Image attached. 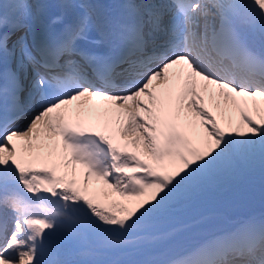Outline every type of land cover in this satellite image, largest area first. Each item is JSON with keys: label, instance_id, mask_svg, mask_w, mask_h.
Segmentation results:
<instances>
[{"label": "snow or ice", "instance_id": "1", "mask_svg": "<svg viewBox=\"0 0 264 264\" xmlns=\"http://www.w3.org/2000/svg\"><path fill=\"white\" fill-rule=\"evenodd\" d=\"M57 6L0 0V264H264V216L161 227L264 175V0Z\"/></svg>", "mask_w": 264, "mask_h": 264}, {"label": "rangeland", "instance_id": "2", "mask_svg": "<svg viewBox=\"0 0 264 264\" xmlns=\"http://www.w3.org/2000/svg\"><path fill=\"white\" fill-rule=\"evenodd\" d=\"M254 167L258 170L252 174L253 176L248 174L235 185L226 186L214 195L215 199H213L214 196L204 197L168 218L171 220L181 218L180 221L186 224H191L195 218H199L196 224H191L189 230H184L179 234V240L181 241L187 236L189 238L195 237L196 231L205 226L218 230L220 228L218 223L224 218L218 215L214 216V214L230 212L231 207L234 208L235 215L264 210V175H262L258 164ZM189 213L190 217L188 216ZM164 223L168 225L166 220L162 221L161 225L164 226ZM179 223V221L176 222V224Z\"/></svg>", "mask_w": 264, "mask_h": 264}, {"label": "bare ground", "instance_id": "3", "mask_svg": "<svg viewBox=\"0 0 264 264\" xmlns=\"http://www.w3.org/2000/svg\"><path fill=\"white\" fill-rule=\"evenodd\" d=\"M5 2H7V0H5ZM76 8H74L73 10H75ZM253 39V41L255 42V44H256V48H259L260 47V40H259V38L258 37H254V38H252ZM79 103V102H78ZM103 103V102H102ZM88 104L89 105H93V104H100V103H95L94 101H88ZM251 176H253L252 174H251ZM92 183H98V185H99V187L100 188H103V189H105L106 188V186H104L103 185V182L102 181H96V179L95 178H93V180H92ZM215 194H213V195H209L208 197H213ZM113 199H116V200H119L120 198L119 197H113ZM213 199H215V196L213 197Z\"/></svg>", "mask_w": 264, "mask_h": 264}]
</instances>
